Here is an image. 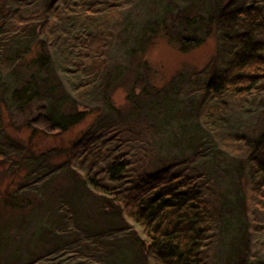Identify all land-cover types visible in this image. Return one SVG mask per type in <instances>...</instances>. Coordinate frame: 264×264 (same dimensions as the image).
<instances>
[{
  "label": "trees",
  "instance_id": "16d2710c",
  "mask_svg": "<svg viewBox=\"0 0 264 264\" xmlns=\"http://www.w3.org/2000/svg\"><path fill=\"white\" fill-rule=\"evenodd\" d=\"M119 1L0 0V175L18 180L0 209L21 211L0 220V264H264V0H166L144 16L129 52L166 19L181 46L214 32L216 52L160 87L136 69L122 105L110 86L124 67H104ZM90 87L91 107L73 94ZM12 107L31 134L91 122L34 153L6 133Z\"/></svg>",
  "mask_w": 264,
  "mask_h": 264
},
{
  "label": "rangeland",
  "instance_id": "374dc122",
  "mask_svg": "<svg viewBox=\"0 0 264 264\" xmlns=\"http://www.w3.org/2000/svg\"><path fill=\"white\" fill-rule=\"evenodd\" d=\"M166 0H120L122 5L118 16L112 20V30H115V35L108 44V52L106 54L107 65L104 67H124L125 74L122 77L116 79L111 83L110 90L113 92L115 102L117 104H124L126 99V93L129 87L132 85V76L136 69L144 68L147 70V81H149L154 87H160L164 85L169 78L179 71L184 74H188L190 77H194L197 72H201L208 63L214 57L216 52V37L214 32L211 33L204 41L196 46L185 47L181 46L175 40L170 39L167 36L166 21L161 22L159 26L154 25L157 29L153 33V37L150 40V44L146 48V51L131 53L128 51V47L132 44L131 33L132 30H136L139 25V21L144 16H155L162 11V8ZM31 3V2H30ZM37 7L36 4L28 5L27 10L33 11ZM125 8V9H124ZM128 8V9H127ZM127 11H132L134 20L125 33H119L118 26L124 25L126 18L124 17ZM122 29V28H121ZM127 40V41H126ZM145 63L144 66L141 64ZM114 88V89H113ZM75 97H79L80 102L84 106H93L100 99L99 88H87L81 92H74ZM67 104V103H66ZM12 107L11 121H8L6 133H10V137L20 142L25 148H31L33 152L47 150L52 147L67 146L76 136H78L91 122L90 118H87L83 122L75 125L74 127L63 132H49L43 133L37 131L35 134H31V130L23 126V115L16 112V108ZM11 124V125H10ZM168 133H172L173 125H166ZM153 129V128H151ZM149 129V130H151ZM175 130L173 129V132ZM150 133V131H148ZM153 134L156 131H152ZM8 134V133H7ZM2 172H0L1 174ZM23 174V173H22ZM21 174V176H22ZM218 175V174H217ZM60 177L54 179V185L61 182ZM11 178L8 176L0 175V192L6 190L12 193L14 187L13 184L17 183V179L12 180L13 184H9ZM41 187V186H40ZM14 191V190H13ZM34 191L26 193L28 195L34 194ZM23 193V192H22ZM22 193H18V198L22 196ZM40 194L46 197L47 190L41 188ZM46 194V195H45ZM1 211V209H0ZM21 213L19 210H2L0 214V220L3 223L13 222L16 217ZM18 219V218H17ZM13 225V223H12ZM15 225V224H14Z\"/></svg>",
  "mask_w": 264,
  "mask_h": 264
}]
</instances>
